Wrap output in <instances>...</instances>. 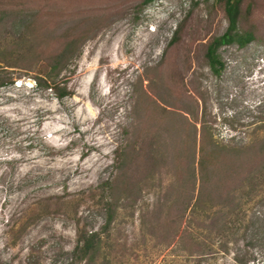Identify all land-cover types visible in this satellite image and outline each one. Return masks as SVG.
Returning <instances> with one entry per match:
<instances>
[{"label": "rangeland", "instance_id": "1", "mask_svg": "<svg viewBox=\"0 0 264 264\" xmlns=\"http://www.w3.org/2000/svg\"><path fill=\"white\" fill-rule=\"evenodd\" d=\"M142 1L0 0V264L264 258V171L234 211L174 224L155 207L201 132L264 136V0H242L254 39L219 47V72L205 52L227 28L222 3Z\"/></svg>", "mask_w": 264, "mask_h": 264}, {"label": "trees", "instance_id": "2", "mask_svg": "<svg viewBox=\"0 0 264 264\" xmlns=\"http://www.w3.org/2000/svg\"><path fill=\"white\" fill-rule=\"evenodd\" d=\"M152 1L154 0H143L142 5H147ZM217 1L223 5L228 25L226 30L221 35L213 37L206 47L205 55L215 72H219L223 67L217 53L219 47L229 44L243 47L254 39L252 31L240 30L238 27L242 0ZM175 40L174 36L172 42ZM56 64L51 68L53 72ZM56 92L58 97L65 94L63 90ZM262 124H264L263 121ZM263 171L264 136L256 142L248 141L242 146H235L219 143L203 131L200 134L198 146L194 143L192 153L188 152L182 168L176 169L174 178L169 182V192H165V197L161 196L157 200L155 207L160 209L168 205L166 218L174 224L181 222L188 211L199 213V211L208 210L214 212L212 215L222 212L225 208L234 211L240 207V203L235 201L236 193L247 189L254 175ZM206 217L210 219V227H215L222 218L218 215L214 217L207 215ZM109 222L110 220H107V223ZM95 237V234L91 233L81 235L79 238L77 250L81 257H87V261L92 260L94 256ZM236 262H240L238 258ZM247 262L248 259L239 264ZM252 264H264V258L254 260Z\"/></svg>", "mask_w": 264, "mask_h": 264}, {"label": "bare ground", "instance_id": "3", "mask_svg": "<svg viewBox=\"0 0 264 264\" xmlns=\"http://www.w3.org/2000/svg\"><path fill=\"white\" fill-rule=\"evenodd\" d=\"M94 64V63H93ZM91 68V67H90ZM94 69V68H93ZM85 83V82H84ZM88 84V83H87Z\"/></svg>", "mask_w": 264, "mask_h": 264}]
</instances>
